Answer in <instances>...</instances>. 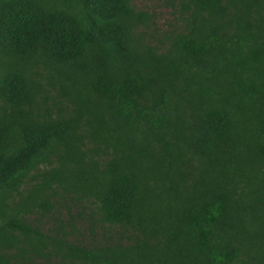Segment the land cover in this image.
Listing matches in <instances>:
<instances>
[{
    "label": "trees",
    "instance_id": "1",
    "mask_svg": "<svg viewBox=\"0 0 264 264\" xmlns=\"http://www.w3.org/2000/svg\"><path fill=\"white\" fill-rule=\"evenodd\" d=\"M0 0V264H264V0Z\"/></svg>",
    "mask_w": 264,
    "mask_h": 264
},
{
    "label": "rangeland",
    "instance_id": "2",
    "mask_svg": "<svg viewBox=\"0 0 264 264\" xmlns=\"http://www.w3.org/2000/svg\"><path fill=\"white\" fill-rule=\"evenodd\" d=\"M162 0H135L134 5L138 9H148L157 14V24L159 27L166 28L169 23H175V17L172 14V9L164 8L160 5Z\"/></svg>",
    "mask_w": 264,
    "mask_h": 264
}]
</instances>
